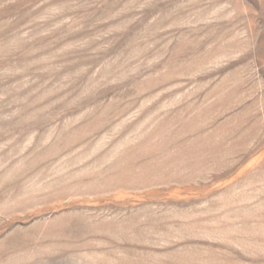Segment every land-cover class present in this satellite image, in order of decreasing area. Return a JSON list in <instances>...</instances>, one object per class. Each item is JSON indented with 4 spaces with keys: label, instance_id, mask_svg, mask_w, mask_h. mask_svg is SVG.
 <instances>
[{
    "label": "rangeland",
    "instance_id": "1",
    "mask_svg": "<svg viewBox=\"0 0 264 264\" xmlns=\"http://www.w3.org/2000/svg\"><path fill=\"white\" fill-rule=\"evenodd\" d=\"M0 264H264V0H0Z\"/></svg>",
    "mask_w": 264,
    "mask_h": 264
}]
</instances>
